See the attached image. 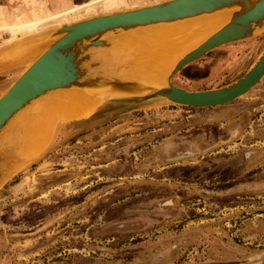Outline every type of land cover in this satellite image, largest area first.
<instances>
[{
	"label": "rangeland",
	"instance_id": "374dc122",
	"mask_svg": "<svg viewBox=\"0 0 264 264\" xmlns=\"http://www.w3.org/2000/svg\"><path fill=\"white\" fill-rule=\"evenodd\" d=\"M157 1L0 0V20L71 7L42 31ZM0 30V47L20 41L12 52L38 41L17 25ZM263 50L264 32L216 48L173 83L229 85ZM32 59L0 72V97ZM4 179L0 264H264V77L221 107L108 100L86 120L57 126L47 148Z\"/></svg>",
	"mask_w": 264,
	"mask_h": 264
},
{
	"label": "water",
	"instance_id": "95a60500",
	"mask_svg": "<svg viewBox=\"0 0 264 264\" xmlns=\"http://www.w3.org/2000/svg\"><path fill=\"white\" fill-rule=\"evenodd\" d=\"M226 9L233 11L230 22L185 54L174 66L165 86L151 88L139 98L114 99L133 103L164 100L172 105L192 108L221 107L244 96L261 81L264 77V50L242 77L217 89L189 91L176 86L173 78L208 52L264 32V0H159L133 8L79 17L75 22L29 36L30 40L38 41L14 52L13 48L20 41L0 47V72L16 66L26 57L33 58L30 63L36 60L0 97V186L5 180H1V163L8 151L5 134L16 121L15 117L20 115L19 112L31 106L34 100L48 92L73 87L93 90L107 87L118 93L135 90L136 82L124 79L123 71L116 69L117 65L124 64L113 63L107 67L94 57L96 49L113 50L115 39L127 31L174 23ZM24 50L28 54L21 55Z\"/></svg>",
	"mask_w": 264,
	"mask_h": 264
},
{
	"label": "bare ground",
	"instance_id": "6f19581e",
	"mask_svg": "<svg viewBox=\"0 0 264 264\" xmlns=\"http://www.w3.org/2000/svg\"><path fill=\"white\" fill-rule=\"evenodd\" d=\"M121 9L123 8L118 10ZM67 12L68 10L53 17H40L32 22L19 23L16 33L24 32L27 36L30 35L28 32H33L34 34H31L33 36L42 34L50 29V26L40 31V26L43 27L41 23L55 17L67 16ZM232 14L233 11L226 9L174 23L141 27L118 36L113 50L96 49L94 57L107 67L113 63L124 64L122 76L136 82L135 90L131 93H118L107 87L97 90L73 87L54 90L34 100L31 106L23 109L21 113L19 112L20 115L15 117V120L25 118L23 125L19 127L22 128L20 134L17 135L18 131L16 134L13 133L10 136L12 140L6 137L10 129L5 134L8 151L5 152V159L1 163V180H4L13 169L39 156L52 141L56 127L62 123L86 120L100 110L108 100L139 98L147 94L151 88L165 86L176 63L190 50L226 26ZM75 21L73 19L72 22ZM13 38L12 42L8 41L3 45L12 44L13 40L16 42L17 37ZM26 54L28 52L25 50L21 52V55ZM35 61L28 64L26 70Z\"/></svg>",
	"mask_w": 264,
	"mask_h": 264
},
{
	"label": "crops",
	"instance_id": "0c3cea01",
	"mask_svg": "<svg viewBox=\"0 0 264 264\" xmlns=\"http://www.w3.org/2000/svg\"><path fill=\"white\" fill-rule=\"evenodd\" d=\"M76 6L77 7H83V6H87V5H76ZM59 8H60V10L58 9L57 13L55 15L53 14V16H56L62 12H65L66 10H68V11L72 10L71 7H68L66 3H64L63 5H60ZM39 14L40 13H33L32 15H27L25 13L24 15L20 16L17 19H15L14 17L12 18V17H7V16H2L1 20H0V27H6L7 28L10 25H17L18 23H22V22H32L35 20V17H36L35 15H39ZM0 31H4V30H0Z\"/></svg>",
	"mask_w": 264,
	"mask_h": 264
},
{
	"label": "flooded vegetation",
	"instance_id": "af4514ba",
	"mask_svg": "<svg viewBox=\"0 0 264 264\" xmlns=\"http://www.w3.org/2000/svg\"><path fill=\"white\" fill-rule=\"evenodd\" d=\"M188 67H189V66L185 67V69L188 68Z\"/></svg>",
	"mask_w": 264,
	"mask_h": 264
}]
</instances>
